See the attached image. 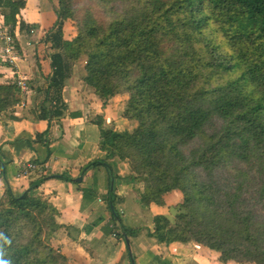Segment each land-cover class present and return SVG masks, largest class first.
Returning <instances> with one entry per match:
<instances>
[{"label":"trees","instance_id":"1","mask_svg":"<svg viewBox=\"0 0 264 264\" xmlns=\"http://www.w3.org/2000/svg\"><path fill=\"white\" fill-rule=\"evenodd\" d=\"M0 7L16 27L26 1ZM57 13L46 39L56 105L38 117L18 114V85L0 81V129L29 114L35 121L66 114L62 92L84 63L79 91L103 105L127 96L124 117L139 123L122 134L101 130V149L143 183V205L163 207L168 195L182 194L184 212L173 223L156 215L149 235L194 243L223 263L264 264V0H60ZM113 209L118 234L141 232L119 227ZM59 215L49 197L5 191L0 261L72 264L51 244Z\"/></svg>","mask_w":264,"mask_h":264},{"label":"crops","instance_id":"2","mask_svg":"<svg viewBox=\"0 0 264 264\" xmlns=\"http://www.w3.org/2000/svg\"><path fill=\"white\" fill-rule=\"evenodd\" d=\"M25 1L26 7L16 19L23 43L21 72L29 88L26 106L17 105L15 112L32 110L38 117L54 105L50 98L53 50L46 39L58 22L60 0ZM5 17L0 7V27ZM20 23L25 24L24 29H20ZM0 72L4 74L2 83L13 81L14 75L1 54ZM86 76L84 63L73 67L62 92L63 116L50 118L48 113L46 119L35 121L29 114L30 119L8 120L5 129H0V200L7 190L16 197L27 192L49 197L59 210L57 222L61 226L51 244L72 264H224L215 252L196 244L161 243L149 235L158 215L152 213L156 206L143 205L144 186L130 178L127 162L100 147L101 130L114 129L122 134L137 129L139 123L124 117L123 96L105 105L91 102L90 96L79 91L80 81ZM70 113L76 115L67 116ZM101 119L102 128L97 124ZM25 161H36L41 167L20 179L19 165ZM50 162L54 163L52 169L46 166ZM114 203L121 217L118 226L141 229L138 235L129 238L117 233L112 220ZM168 211L165 215L173 222L169 216L172 209Z\"/></svg>","mask_w":264,"mask_h":264},{"label":"built area","instance_id":"3","mask_svg":"<svg viewBox=\"0 0 264 264\" xmlns=\"http://www.w3.org/2000/svg\"><path fill=\"white\" fill-rule=\"evenodd\" d=\"M18 27L7 24L5 19H3V24L0 27V54L1 59L8 65L14 75V82L18 85L23 101L18 104V106H26L25 100L28 92L29 85L27 81L23 78L21 72V48L23 46L21 38L18 37ZM34 28H30L29 32L34 33ZM19 47V48H18ZM54 105L56 103L54 102ZM48 168H54V163L50 162L46 165ZM41 167L40 163L36 161H25L20 164L17 177L20 179L28 178L33 170H37Z\"/></svg>","mask_w":264,"mask_h":264},{"label":"rangeland","instance_id":"4","mask_svg":"<svg viewBox=\"0 0 264 264\" xmlns=\"http://www.w3.org/2000/svg\"><path fill=\"white\" fill-rule=\"evenodd\" d=\"M41 1H43V2H45L46 3V0H41ZM2 24H3V22H2ZM123 99L125 100V101H127V96H123ZM126 103V102H125ZM19 167H20V165H19ZM141 184H143L142 182H140ZM177 196L179 197V198H177ZM177 198V200L178 201H175V199ZM181 199H182V194H181V192H179V191H177V192H173L172 194H170L168 197H167V206L165 205V206H163V207H158V206H156V207H154V208H152V213H154V214H166V213H168L169 211L168 210H170V209H172V211L171 212H173L172 213V215H169V216H172V218H173V222L175 221V217L179 214V213H181V212H184V210L182 209V206H181ZM169 206H171L170 207V209H168L169 208ZM172 221V220H171ZM172 222V223H173ZM153 228H154V226H153ZM153 230V229H152ZM192 244H194V243H192ZM213 252H215V251H213ZM217 255H218V253L217 252H215ZM219 256V255H218ZM218 258V257H217ZM219 259V258H218ZM221 262V261H220ZM224 264H239V263H237V262H229V263H224Z\"/></svg>","mask_w":264,"mask_h":264},{"label":"water","instance_id":"5","mask_svg":"<svg viewBox=\"0 0 264 264\" xmlns=\"http://www.w3.org/2000/svg\"><path fill=\"white\" fill-rule=\"evenodd\" d=\"M126 241H127V243H128V247H129V249H130V244H129V240H128V238H126Z\"/></svg>","mask_w":264,"mask_h":264},{"label":"clouds","instance_id":"6","mask_svg":"<svg viewBox=\"0 0 264 264\" xmlns=\"http://www.w3.org/2000/svg\"><path fill=\"white\" fill-rule=\"evenodd\" d=\"M0 264H6V262H4V261H0Z\"/></svg>","mask_w":264,"mask_h":264}]
</instances>
